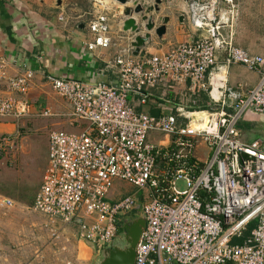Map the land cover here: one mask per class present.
<instances>
[{
	"label": "built area",
	"instance_id": "obj_1",
	"mask_svg": "<svg viewBox=\"0 0 264 264\" xmlns=\"http://www.w3.org/2000/svg\"><path fill=\"white\" fill-rule=\"evenodd\" d=\"M114 3L94 0V15L86 23L93 40L87 46H116L119 80L90 83L45 75L56 94L71 104V122L83 127L50 133L48 164L32 209L52 222L77 226V239L96 251L117 237L122 217L142 210L145 228L135 264H264L263 143L244 140L239 129L247 112L264 114V56L235 45L229 25L234 14L226 15L233 13L235 1L193 2L190 21L198 37L173 45L165 54L142 58L134 55L135 33L128 44L121 42L126 37L121 33L113 42L111 15L121 14L112 8ZM137 22L140 34L146 22L138 16ZM220 53L227 65L259 72L257 86L240 93L220 78L209 91L213 106L206 109L179 105L174 112L154 115L132 106L134 96L145 104L148 89L161 84L173 89L171 85L189 81L207 90V72ZM11 66L19 72L9 75ZM34 77L26 64L0 58V82L6 85L0 89V119L30 116L27 96ZM150 133L159 139L150 140ZM18 138L0 136V157L12 156ZM198 146L206 147V158L196 154ZM117 179L141 195L111 201ZM179 182H184L183 189ZM0 204L10 208L13 200L0 198ZM252 222L256 225L243 242L232 243ZM52 238L59 246L57 255H68L61 242L69 238L54 229Z\"/></svg>",
	"mask_w": 264,
	"mask_h": 264
},
{
	"label": "crops",
	"instance_id": "obj_2",
	"mask_svg": "<svg viewBox=\"0 0 264 264\" xmlns=\"http://www.w3.org/2000/svg\"><path fill=\"white\" fill-rule=\"evenodd\" d=\"M163 6L168 9L174 4L173 1L165 0L160 5L159 13H154L153 21L157 27L163 23L162 19L168 16L170 19L166 24V31L161 37L152 31L145 46L137 55L134 53L137 58H142L144 54H165L173 45L189 41L199 35V32L191 30L192 27L187 23L184 12L172 16L163 10ZM78 16V13L74 14L71 10L66 9V0H0V58L26 64L35 71V77L27 96L31 116L36 115V112L48 110L51 116L45 118L60 117L67 119V115L72 111L70 103L64 99L62 101L56 96V92L45 78L46 74L90 83L113 84L119 80V72L114 65L116 46L89 49L87 43L93 40V35L86 26L87 22L84 19L81 22ZM122 19L124 17L116 11L111 15V35L113 42L117 41V34L125 35V39L121 42L128 44L129 35L133 33L122 30ZM147 32L145 30L140 34L143 35ZM234 43L239 46L235 42V36ZM241 48L264 56V47L259 50ZM18 72L17 66H11L8 70L9 75ZM220 77L226 80V85L232 90L245 93L257 86L261 76L259 72L249 70L241 64L227 65L224 54L220 53L217 64L207 72L205 79L207 90L192 86L189 81L173 84L171 85L173 89L168 87V83L161 84L156 88L148 89L151 96L145 104H141L137 96L132 98L131 104L137 111L154 115L174 112L179 105L197 109L204 108V106L209 108L213 106L209 91L218 84ZM5 87V82H0V89H5ZM48 120H38L41 121L38 124H52ZM241 121L239 129L243 139L252 140L256 137H253L254 135L245 137L242 125L245 127L246 124L248 128H253L255 124L262 125L264 124V114L247 112ZM17 124H28V120L0 119V134L16 131ZM56 124H68V121L60 120ZM199 151H203L205 156H202ZM196 154L202 159L206 158V147L198 146ZM136 189L137 196L141 195V191ZM138 213L139 210L134 211L127 218L135 214L138 215ZM69 228L74 232V234L72 233V240L76 244H73L72 250L68 249V256L81 258L79 246L83 244L87 255L90 254L91 258L89 261L81 259L83 260L81 263L88 264L92 260V263L98 264L103 250L96 253L90 244L77 239V226H69ZM120 232H122V223L119 225ZM66 237L70 241V237ZM118 238L119 234L114 239L115 242ZM115 242L113 241L112 244ZM77 246L78 250L76 251ZM53 256L54 259L58 257L55 251Z\"/></svg>",
	"mask_w": 264,
	"mask_h": 264
},
{
	"label": "rangeland",
	"instance_id": "obj_3",
	"mask_svg": "<svg viewBox=\"0 0 264 264\" xmlns=\"http://www.w3.org/2000/svg\"><path fill=\"white\" fill-rule=\"evenodd\" d=\"M143 8L153 5L155 0H137ZM173 1L174 6L163 10L172 16L185 13V17L191 30L197 32L191 25L190 16L192 4L199 0H167ZM235 8L233 13L226 14L230 16L234 14V21H230L232 25L235 42L241 47L250 50H259L264 47V0H234ZM165 2L163 0L162 4ZM149 4V5H148ZM161 4V5H162ZM133 7V2L127 5ZM166 5V4H165ZM113 9H118L121 16L124 17L123 10L125 6L121 3L111 4ZM66 9L78 13V19L88 22L94 15V0H66ZM160 11V10H159ZM158 12H153L158 14ZM141 22L140 16H138ZM146 30V29H145ZM62 100L63 98L56 94ZM28 100V99H27ZM63 101V100H62ZM43 112H36L34 116H24L21 119L28 120V124H17L16 131L11 135L18 138L16 148L9 158L0 157V198H10L13 200V206L6 208L0 204V264H53L55 262H65L71 260L73 264H83L81 259L90 260L91 255L86 252L83 244L79 246L80 257H69L68 255H59L54 259V251L59 248L57 241L53 240V229L64 233L70 237V241L61 242L68 249L73 248L72 233L73 230L69 226H63L60 221L52 222L48 217L32 209L35 195L40 187L48 164L49 136L53 130H64L69 132H78L83 127L72 123L70 116L66 118L43 116ZM42 119H49L52 124H38ZM64 121L68 124H56L58 121ZM37 121V122H35ZM35 122V124H33ZM241 122L239 124L241 125ZM245 137H256L252 140L264 139V124H255L253 128L242 125ZM8 133H2L0 136ZM150 140L156 142L160 135L157 133L149 134ZM249 137V138H251ZM199 153L205 156L202 151ZM178 187L183 189L184 182H179ZM137 189L122 181L115 180L109 194L111 201L119 200L127 195L136 196ZM136 194V195H135ZM139 215H132L130 220H135ZM123 232L119 233V238L115 244L125 241ZM59 243V242H58ZM72 247V248H71ZM111 247V245H110ZM105 249V248H104ZM78 246L76 247V251ZM103 250V249H102ZM98 251H96L97 253ZM88 264L92 263V260Z\"/></svg>",
	"mask_w": 264,
	"mask_h": 264
},
{
	"label": "water",
	"instance_id": "obj_4",
	"mask_svg": "<svg viewBox=\"0 0 264 264\" xmlns=\"http://www.w3.org/2000/svg\"><path fill=\"white\" fill-rule=\"evenodd\" d=\"M122 5H127L129 2H133V7L125 6L123 10L125 19L123 20L122 30L135 33L133 47L134 53L137 55L139 51L145 46L151 37V32L161 37L166 31V24L169 21V17L162 19L160 26H155L153 21V12L160 10V5L163 0H155V3L147 8H143L137 0H117ZM140 16L141 20L146 22L145 28L148 31L144 35L138 33L139 26L137 17ZM264 150V139H262ZM139 217L137 219L130 220L125 218L122 224V232L125 235V241L119 244H112L111 247H105L102 251V257L98 264H135L136 246L140 240L141 234L145 228V217L142 210H139ZM115 242V240H113ZM110 244V245H111Z\"/></svg>",
	"mask_w": 264,
	"mask_h": 264
},
{
	"label": "trees",
	"instance_id": "obj_5",
	"mask_svg": "<svg viewBox=\"0 0 264 264\" xmlns=\"http://www.w3.org/2000/svg\"><path fill=\"white\" fill-rule=\"evenodd\" d=\"M206 108H208V107L204 106V108H201V109H206ZM195 109H197V108H195ZM124 221H125V218L122 217L119 225H121V223L123 224ZM255 225H256V222L250 223L249 227L247 228V230L244 233V236L240 237V238H234L232 243L241 244L243 242L244 238H246L250 234V231L255 227Z\"/></svg>",
	"mask_w": 264,
	"mask_h": 264
},
{
	"label": "bare ground",
	"instance_id": "obj_6",
	"mask_svg": "<svg viewBox=\"0 0 264 264\" xmlns=\"http://www.w3.org/2000/svg\"><path fill=\"white\" fill-rule=\"evenodd\" d=\"M114 2H116L117 4L119 3L117 0H113ZM120 4V3H119ZM129 6V5H128ZM137 17V16H136ZM122 24H123V22H122ZM219 77V76H218ZM221 78V77H220ZM202 114H203V116H205V113L204 112H202Z\"/></svg>",
	"mask_w": 264,
	"mask_h": 264
}]
</instances>
